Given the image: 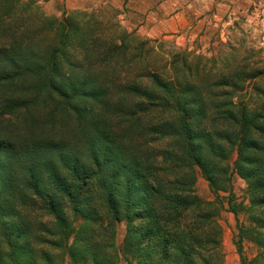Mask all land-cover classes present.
<instances>
[{
    "label": "trees",
    "instance_id": "trees-1",
    "mask_svg": "<svg viewBox=\"0 0 264 264\" xmlns=\"http://www.w3.org/2000/svg\"><path fill=\"white\" fill-rule=\"evenodd\" d=\"M63 22L58 48L26 44L10 23L1 31L11 33V43L0 47V264H52L48 254L37 250L43 245L66 253L73 264H113L116 249L106 233L111 221L126 225L125 258L145 254L148 264H194L200 253L193 245L213 244L198 234L214 212L194 214L193 224L180 230L191 207L204 202L188 194L187 176L165 182L160 173L177 176L196 166L211 188L224 191L234 153L236 173L253 204H260L253 240L263 251L250 260L244 257L242 240L251 229L241 226L234 244L240 264H264V104L258 110L235 105L230 94L241 85L235 77L214 83L220 95L213 99V91L200 85L164 80L154 72H143V81L111 80L80 61L92 42L89 29L83 34L78 21ZM113 41L102 55L107 60L128 47L125 40ZM74 43L78 47H69ZM176 59L186 68L185 58ZM47 104L54 127L57 112L61 119L72 115L77 129L72 141L62 127L45 139L2 126L18 116H33L29 112ZM154 113L170 116L152 122ZM115 120L123 128L119 134L108 123ZM213 121L225 127L208 125ZM136 135L175 139L174 151L164 153L168 166L140 154Z\"/></svg>",
    "mask_w": 264,
    "mask_h": 264
},
{
    "label": "rangeland",
    "instance_id": "rangeland-1",
    "mask_svg": "<svg viewBox=\"0 0 264 264\" xmlns=\"http://www.w3.org/2000/svg\"><path fill=\"white\" fill-rule=\"evenodd\" d=\"M0 13V18L4 17V24L0 25V47L11 43V33H1L10 23L9 27L15 25L16 28L13 34H20L26 44L37 48H58L62 44L61 31L66 30L64 24H58L72 19L79 22L78 27L83 34L84 28L89 29L87 36L92 41L86 45L88 53L86 57L81 56L80 61L87 69L94 68L111 80L135 77L143 81V72H154L164 80L179 79L200 85L205 90L213 91V99L220 95L219 88L213 84L235 77L241 81L240 88L230 94L235 105L258 110L264 104V0H0ZM114 38L117 45L127 41L128 47L107 60L102 55L112 48L110 44ZM73 46H77L76 43L69 45ZM177 55L185 58L186 68H180L181 61L176 59ZM171 63L176 66L172 67ZM215 99H219L218 96ZM42 107L44 110L35 108L29 112L33 116H18L2 123V126L18 135L30 134L31 137L45 139L52 135L53 129L59 133L57 129L62 127L67 131L65 139L72 141L73 135L77 134L72 115L61 119V113L57 112L54 127L49 104ZM25 116L27 121L24 120ZM169 116L154 113L150 119L156 122ZM108 123L116 133L122 132L123 128L117 125L116 120ZM208 125L224 128L225 122L213 121ZM175 142L173 138L153 140L137 135L134 137L138 152L145 157L153 155L157 165L163 164L164 167L169 163L164 153L174 151ZM234 159L235 153L228 159V180L224 191L211 188L203 172L196 166L180 170L177 176L169 172L160 173L165 175V182L187 176L185 183L190 190L188 194L204 202L191 207L180 230L186 231V227L193 224L194 214L205 209L214 212L211 223L204 224L205 231L200 230L198 234L210 237L213 244L209 242L203 247L193 245L200 253L198 258H193L194 264H203L202 259H208L210 264H240L234 244L240 226L243 230L251 229L250 235L242 240L244 257L250 260L263 251L253 240L256 235L254 221L261 217L260 204H253L254 199L247 184L234 169ZM178 188L182 189L181 186ZM206 203L211 204L207 206ZM42 221L45 224L51 222L50 219ZM109 224L106 233L109 232L113 240L117 257L113 264H127L126 261L130 264H148L145 254L138 255L136 259L122 256L121 244L126 225L113 221ZM37 250L48 254L52 264H73L66 253L49 245L38 246Z\"/></svg>",
    "mask_w": 264,
    "mask_h": 264
}]
</instances>
